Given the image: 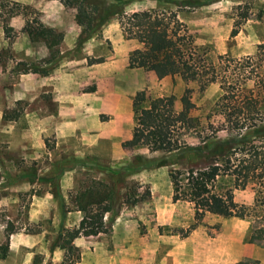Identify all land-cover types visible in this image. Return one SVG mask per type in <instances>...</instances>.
Listing matches in <instances>:
<instances>
[{
	"label": "rangeland",
	"instance_id": "obj_1",
	"mask_svg": "<svg viewBox=\"0 0 264 264\" xmlns=\"http://www.w3.org/2000/svg\"><path fill=\"white\" fill-rule=\"evenodd\" d=\"M68 1L61 2L64 14L56 18L70 24L52 28L59 40L35 33V20L49 27L39 8L52 3L48 11H54L53 0H9L23 15L7 21L10 31L0 26V255L8 243L0 264H60L69 244L80 253L75 264H264V170L235 181L223 173L224 163L215 175L212 157L193 150L212 139H246L264 151V134L256 132L264 123V50L256 48L264 42V0H186L185 7L178 5L181 0H122L119 5L125 14L175 12L198 52L208 62H221L233 78L226 90L219 82L157 78L129 67L128 56L141 44L125 39L118 17L109 16L87 35L76 23L78 2ZM89 1L88 10L97 4L104 11L114 3ZM72 21L80 30L70 29ZM88 59L101 61L87 64ZM185 90L197 124L180 126L179 151L124 145L134 125L136 92L144 91L147 102L157 106L171 100L178 111ZM242 95L257 100V119H250ZM239 155L234 151L230 157ZM176 185L181 198L173 201ZM111 189L117 204L103 218L109 232L70 241L67 233L83 216L79 207ZM227 189L249 215L205 213L191 228L190 195Z\"/></svg>",
	"mask_w": 264,
	"mask_h": 264
},
{
	"label": "trees",
	"instance_id": "obj_2",
	"mask_svg": "<svg viewBox=\"0 0 264 264\" xmlns=\"http://www.w3.org/2000/svg\"><path fill=\"white\" fill-rule=\"evenodd\" d=\"M62 1L65 4L70 3L68 0ZM88 1L75 0V3L78 2L75 5L76 23L84 28L83 32H86L87 35L94 33L96 28L101 26L109 16L116 15L125 39L134 40L141 44V48L128 56L129 67L142 68L153 72L157 78L177 75L184 79L199 78L203 80L204 84L219 82L224 90H226V87L223 86H227V83L233 79L226 75L225 70L220 68L219 64L221 62L218 61V65L213 64L211 61L208 62L205 53L200 54L198 52L192 37L182 32V23L175 12L169 10H138L125 14L119 6L124 3L122 0H113L114 3L106 5L104 11L101 9L102 6L100 7L97 4H93L91 9L88 10L85 4ZM178 5L182 7L189 6L186 0L179 1ZM18 15H23V9L19 5L12 4L9 0H0V26L4 32L12 30L7 21ZM95 16L96 21H94ZM35 23V33L45 38L50 36L52 41L61 38L60 34H56L52 28L45 27L39 20H35ZM26 25L27 21L24 27ZM256 48L257 53L264 50V42L258 44ZM222 58L226 59L227 57L225 55L217 56L218 60ZM100 61L101 59H88L87 64ZM238 97L236 96V98ZM247 98L248 105L245 108L251 114L250 119H257L258 102L253 96L246 95H242L240 101L243 102ZM179 102L180 109L176 111L171 100L167 105L157 106L152 102H147L144 91L136 92L131 100L134 125L131 136L124 142V145L128 148L146 147L152 152L170 153L179 151L181 144L180 139L177 138V131L180 126L194 128L197 124V120L190 115L189 90L184 91ZM239 112L241 111L239 110ZM20 113L21 111H17L12 119L17 118ZM3 117L7 118L5 114ZM236 127L240 128L241 126L236 124ZM256 132L264 134V123ZM260 147L255 143H249L246 139H212L209 142H203L195 146L193 150L197 152L205 151L207 155L212 157L210 164L215 175L220 170L219 166L224 163L223 173L233 176L235 181H238L247 178L250 173L257 170H264V151H260ZM234 151H237L240 155L232 159L230 155ZM261 184L264 187V181ZM107 192L109 194H106L103 197L104 199L101 198L92 204L79 207V210L83 212V216L78 227L67 233L70 241L78 236H96L109 232L110 225L103 218L105 213L110 212L117 204V197L114 190L111 189ZM180 198L176 185L173 188L172 200L176 201ZM188 200L193 202L195 209V222L191 228L198 223L205 213L237 218H244L249 215V211L244 205H239L233 200V194L228 189L222 193H209L197 197L191 194ZM125 202L132 203L134 201L126 200ZM261 216L264 219V212ZM7 250L8 243L2 247L0 258H5ZM79 259L80 253L77 247L69 244L60 264H75Z\"/></svg>",
	"mask_w": 264,
	"mask_h": 264
},
{
	"label": "crops",
	"instance_id": "obj_3",
	"mask_svg": "<svg viewBox=\"0 0 264 264\" xmlns=\"http://www.w3.org/2000/svg\"><path fill=\"white\" fill-rule=\"evenodd\" d=\"M16 2L18 1H22V2H28V3H32L34 0H14ZM55 2H57L56 0H53ZM47 6V8H45ZM54 6H56L53 10L54 11H48L49 7H53L52 3H48L46 5H44V7L40 6V20L46 24L47 26L51 27V28H56V29H65L67 25H69L68 23L65 25L63 24V19H59L57 21V16L56 15H63L64 13V5L61 2H57V5L55 4ZM72 27L70 28L71 30L74 31H78L80 30L79 26L74 23V21H72ZM56 102V101H54ZM57 129V128H56ZM10 250H12V248H10ZM12 264V262L10 263ZM14 264H18V263H14ZM20 264V263H19Z\"/></svg>",
	"mask_w": 264,
	"mask_h": 264
}]
</instances>
